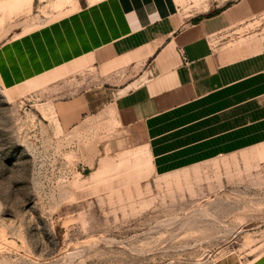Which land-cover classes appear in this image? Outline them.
Masks as SVG:
<instances>
[{
    "label": "crops",
    "instance_id": "1",
    "mask_svg": "<svg viewBox=\"0 0 264 264\" xmlns=\"http://www.w3.org/2000/svg\"><path fill=\"white\" fill-rule=\"evenodd\" d=\"M87 2L0 45L3 90L54 93L62 133L96 135L97 157L142 150L152 174L224 189L214 204L242 218L233 193L264 176V0H214L187 19L168 0Z\"/></svg>",
    "mask_w": 264,
    "mask_h": 264
},
{
    "label": "rangeland",
    "instance_id": "2",
    "mask_svg": "<svg viewBox=\"0 0 264 264\" xmlns=\"http://www.w3.org/2000/svg\"><path fill=\"white\" fill-rule=\"evenodd\" d=\"M168 1L187 19L214 0ZM78 3L0 0V45ZM21 93L0 84V264H245L264 253L263 175L245 173L233 193L242 218L227 219L213 199L224 189L194 187L187 172L157 177L142 150L97 157L96 135L62 133L54 93Z\"/></svg>",
    "mask_w": 264,
    "mask_h": 264
},
{
    "label": "built area",
    "instance_id": "3",
    "mask_svg": "<svg viewBox=\"0 0 264 264\" xmlns=\"http://www.w3.org/2000/svg\"><path fill=\"white\" fill-rule=\"evenodd\" d=\"M185 64L187 65V62L185 61ZM261 73L264 75V69L261 71Z\"/></svg>",
    "mask_w": 264,
    "mask_h": 264
},
{
    "label": "water",
    "instance_id": "4",
    "mask_svg": "<svg viewBox=\"0 0 264 264\" xmlns=\"http://www.w3.org/2000/svg\"><path fill=\"white\" fill-rule=\"evenodd\" d=\"M80 169V168H79Z\"/></svg>",
    "mask_w": 264,
    "mask_h": 264
}]
</instances>
